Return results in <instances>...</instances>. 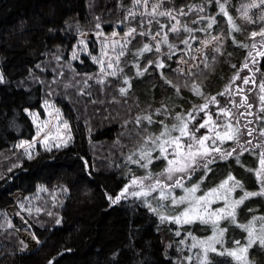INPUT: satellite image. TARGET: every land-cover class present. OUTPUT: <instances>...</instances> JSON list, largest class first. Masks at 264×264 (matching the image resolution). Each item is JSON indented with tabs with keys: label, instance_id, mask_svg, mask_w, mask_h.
Instances as JSON below:
<instances>
[{
	"label": "trees",
	"instance_id": "obj_1",
	"mask_svg": "<svg viewBox=\"0 0 264 264\" xmlns=\"http://www.w3.org/2000/svg\"><path fill=\"white\" fill-rule=\"evenodd\" d=\"M239 1L161 0V8L184 13L180 14V31L172 34L168 32L167 18L127 16L133 0H0V72L4 77L0 82V246L17 247L21 243L13 226L17 223L15 218L6 214L14 203V194L21 195L28 217L38 225L49 227L56 223L58 233L78 225L67 240L55 238L44 257H21L12 264H185L171 227L160 220L152 206H144L136 199L112 204L109 198L114 199L131 178L163 170L164 163L159 159L154 170H150L149 164L145 168L132 160L139 159L136 154L145 148L147 137L154 138L165 126L170 129L182 125L181 118L198 102L194 90L205 97H222L220 92L248 58L246 69L254 68V72L264 77V39L257 37L264 25L240 19L236 12ZM194 4H199L202 10L190 11ZM222 4L224 11H220ZM185 26L190 31H185ZM114 29H135L117 75L86 82L88 86L81 91V85L71 83L82 76L98 78V73L86 58L83 63H70L68 53L77 35L83 31L108 33ZM157 32L167 33L168 43L173 47L161 38L160 50H155L149 37ZM253 32L258 35L253 37ZM217 34L222 41L214 45L213 51L205 53L202 65L187 74L176 68L175 60L189 59L193 44L200 38ZM145 44L151 51H143ZM255 53L258 56L253 57ZM158 59L162 67L158 66ZM250 63H254L253 67ZM249 70L242 72L248 75ZM121 88L126 91L121 93ZM48 96L54 97L69 121L72 140L57 149L37 148L26 157L15 150L18 141L34 136L26 111H40ZM239 100L233 109L230 107V115L239 118L248 129L262 131L264 105L256 107L253 101L245 105ZM146 116L151 117L152 123L144 119ZM247 116L250 124L244 121ZM222 121L229 119L224 117ZM247 149L234 150L230 156L206 158L207 162L202 159L187 183L208 174L216 175L212 178L215 185L239 181L243 187L233 188L235 202L245 192L258 191L256 173L261 154L256 148ZM60 168L73 169L93 192L92 201L64 214L58 211L67 196V187L62 184L51 189L45 187ZM229 176L235 180L229 181ZM42 205L45 210L55 209L56 215L39 213L35 207L41 209ZM260 217H264V195L251 196L237 205L232 222L229 225L221 222L211 232L218 242L214 245L216 251L207 253L204 264H243L228 253L236 251L240 255L239 249L248 244L246 228L262 234L264 220ZM189 224L196 231L202 223ZM202 229L205 232L197 235L208 236L209 225ZM220 230H224L222 235ZM244 256L248 264H264V247L253 244Z\"/></svg>",
	"mask_w": 264,
	"mask_h": 264
},
{
	"label": "rangeland",
	"instance_id": "obj_2",
	"mask_svg": "<svg viewBox=\"0 0 264 264\" xmlns=\"http://www.w3.org/2000/svg\"><path fill=\"white\" fill-rule=\"evenodd\" d=\"M160 2L161 0H147V4H145L144 0H140V3H136V0H133L131 8L127 11L126 15L128 16L130 13H132L135 16H143L149 20L152 18H167L169 22V29L173 25L179 28V23H177V21L180 20L179 13H175L170 9L159 7L157 12H171L172 15L160 16L158 14H151L152 6L154 4H160ZM253 4L258 6L251 7ZM200 8L201 7L199 4H194L191 6V10ZM224 10L225 8L223 5V11ZM220 11H222L221 7ZM236 12L240 19L247 20L249 23H261L264 25V19H261L264 17V3H261V0H241L236 5ZM172 17H175V19ZM169 29L168 32L172 34L178 33L171 32ZM129 33L130 31L128 30L120 31L116 29L108 33L103 31H83L79 33L76 37V42L73 48L68 53L69 61L70 63H83L84 58L88 59L97 69L96 72L98 73V78H95L94 75L82 76L83 78L81 77L82 79H78V82L71 84L81 85L80 89L82 91L88 86L86 85V82L90 84L91 82H95V80H100L99 78L102 77H115L117 75L119 62L126 52L128 41L134 36L133 32L131 35H128ZM257 37H259V40L261 41L264 39V36L261 35H258ZM161 38L164 40V35L156 36V33L149 37V39L154 41L155 50H157V48L160 50ZM221 41L222 38L218 34L207 35L200 38L196 44H193L189 59L180 57L175 60V63L177 64L176 68L179 69L181 73L187 74L192 69L199 67L204 62L205 53L208 51H213L214 45L221 43ZM121 52H123V55H121ZM256 56L258 55L255 53L253 57ZM249 61V58L248 61L245 60L246 65H244V67L232 77L227 87L222 89L220 92L222 97L219 96L218 98H215V96L211 95L205 97L203 94L198 95V90H194L193 92L198 97V102L193 105V108L189 110L188 113H186L184 118H181V124L186 122L188 131L195 132L196 137L199 138L205 135L211 137L210 140L205 142V147L209 148L210 150L214 148L219 149L220 151H210L208 156H197L195 163L185 160L182 157H178L177 159L179 160V163L176 165L177 167L184 164H190V167H188L184 172L173 173L172 179L169 180L168 174L165 171V169L169 166L167 159L160 156L159 149L149 141L145 145V148L139 150L136 155H140V151H151V156L153 159L152 163L149 164L152 166L150 170H154L156 168L158 160L156 157H160L159 160L163 161V170L156 174L147 173L142 176L131 178H142L143 183H137L133 185L131 183L132 180H130L126 185L128 186L127 192H125V194L120 199H136L144 206H152L151 208L156 210L160 220L171 227L174 238H176L178 241L179 251L181 252L180 256L185 257V264H204L207 260V256H205L204 253V248L207 247L208 244H211L214 247V245L218 242V237L215 238L213 234L210 235L211 232L214 233L213 230L219 228L218 225L221 222H225L229 225L233 219H220L218 225L215 227L211 221L208 223H203L197 219L195 222L202 224L199 225L200 228H197L196 231H194L188 227V225H190L189 223H177L173 218L181 217L182 213H184L185 210L189 208L198 209L199 213L202 214L205 219H208L209 214L213 212L219 214L220 209H224L226 213L232 210L233 206L235 208L237 207L233 196V184H229L227 186L222 184L224 187H221L219 183L215 185L212 178L216 175L213 174H208L200 180L192 179V181L187 183V180L194 174L193 170L195 168L197 169V167H200L198 164L201 163L202 159H204L203 162H207L206 158H216L226 155L227 153L233 154V152L241 149L248 150V146L249 149L256 148L257 151H260V154L264 153V134H262L264 133V129L262 131L250 130L244 126V123L241 122L239 118L236 116L233 117V114L230 115L229 113L230 107L233 109L237 99H240V103L242 101V104L245 105L251 104V101H253L252 103L256 107H262L264 105V100L261 99V97H264V88H262V85H264V77L260 74H257L258 72H254V68L246 69V67H248L247 64ZM157 63L158 65H161L162 61L158 59ZM253 64H251L252 67ZM109 65H111V67H109ZM242 70H249V72H247L248 75H246L245 72L243 73ZM112 73L115 74L113 75ZM72 77L75 78V75H72ZM245 79L248 80V83H245ZM55 93L57 92H54V94ZM50 97L48 96V98L42 102L40 111H26L34 127V136L29 140L18 141L15 147L16 151H20L26 157L32 155L37 148L46 150L57 149L64 147L65 144L68 145L72 140L73 135L69 121L64 116V113L59 107L58 103L53 99L54 97ZM213 98H215V100H213ZM205 104H207V108H203ZM247 107L250 109L249 106ZM221 109H223L224 112H221ZM227 113H229L228 116ZM190 114L192 117H194V119H190ZM209 116L211 117V121L208 123V127L196 131L201 123L208 121ZM243 116H246L245 113ZM224 117H227L229 121L223 122L222 120ZM249 118L250 116L245 118L244 121L247 122L246 124H250L251 121ZM229 125L231 126L230 128L228 127ZM179 127H177L176 130H172V128L169 129L171 130V137L180 135L178 130ZM209 129L213 130L209 131ZM235 129H238L239 132L235 134V138L232 140H221L216 136L217 132L223 136L226 131L232 132ZM244 131H247L246 135ZM249 132H251V135L248 134ZM159 135L160 133L157 134V136ZM161 139L168 140L169 136H164ZM213 140H215L214 144ZM182 143L185 145L188 143L195 144V141L189 140L188 137H183ZM165 147L168 148V159H173L171 153L175 151V149L169 148L168 145H165ZM184 151L186 152L187 149L185 148ZM260 168L261 165L259 162V170ZM197 171L198 170H195V172ZM262 179H264V175L256 178L258 187V191L256 192L261 191ZM157 180H160V185L156 184ZM176 180H180L182 186H176ZM57 184L66 186L68 190L67 196L63 201L64 203L60 211H58V214H64L66 211L88 203L93 199V192L90 191V189L83 183V181L71 168L57 169L55 173L47 180L45 187L47 189H51ZM165 185H172V187H165ZM194 186L196 187V191H189ZM124 189L119 192L117 196L121 195ZM228 189L232 190L228 191ZM161 191L164 193L163 198L161 197ZM251 192H255V190ZM133 193H147V195L137 196L133 195ZM181 197L185 198L183 203H174V201H179ZM201 197H203L204 201L207 202L206 204L204 201H200ZM12 198L14 203L6 210V214L9 216V218H15L17 223L13 226L15 232L19 236L21 243L20 245H17V247L15 245L0 246V264H12L21 257H29L32 259L42 258L50 251L51 244L54 243L55 238H58L59 241L63 242L72 236L78 229L77 225L72 230L65 231L64 233H58L56 223L49 227L38 225L32 222L28 217V213H26V205L22 204L23 199L21 195L14 194ZM36 202H32V205L37 204ZM43 206L44 205H42L41 209L38 207H35V209L38 210L39 213L48 212L52 215H56L55 209L47 208V210H45ZM161 217H165V219L162 220ZM212 219H215V217ZM203 224L209 225V237L207 235L205 237L202 235H197V233L202 234L205 232V230L203 231L202 229L204 226ZM182 226H186V229L182 230ZM206 237L207 239H204Z\"/></svg>",
	"mask_w": 264,
	"mask_h": 264
},
{
	"label": "snow or ice",
	"instance_id": "obj_3",
	"mask_svg": "<svg viewBox=\"0 0 264 264\" xmlns=\"http://www.w3.org/2000/svg\"><path fill=\"white\" fill-rule=\"evenodd\" d=\"M136 3H140V0H136ZM144 3L147 4V0H144ZM261 3H264V0H261ZM258 5H251V7H257ZM160 7V4H154L152 6V15H160V16H171V12H157V9ZM191 11V9H189ZM202 10V9H201ZM221 10L223 11V5H221ZM181 15H183L184 13L181 12ZM130 15H134L132 13H130ZM225 15H227V13L225 12ZM246 16V13H245ZM173 19H175V17H172ZM231 17H229V22H231ZM261 19H264V17H262ZM214 22V21H213ZM149 23H151V21H149ZM177 23H179V21H177ZM97 27H99V25H97ZM164 26L161 25V28H163ZM185 31H190L189 29L186 28L185 26ZM169 31L171 32H179L180 28L176 27L175 25H173ZM132 32H135V29H132L130 31V33L128 35H131ZM140 35H145V33H140ZM160 33L157 32L156 36H159ZM256 35H258V33L253 32L252 36L255 37ZM259 35L264 36V29H261ZM155 39V37H154ZM164 43H168L167 40V33H164ZM182 43H187V41H182ZM169 47H173L171 44H169ZM255 47V46H253ZM143 51H151V48L149 47V45L145 44L143 47ZM157 51H159V48H157ZM217 51H219V49H217ZM121 55H123V52H121ZM161 66L162 65H158ZM109 67H111V65H109ZM113 75L115 73H112ZM4 79V77L2 75H0V82H2ZM125 83H127V81H125ZM170 83V82H169ZM245 83H248V80L245 79ZM262 88H264V85H262ZM121 93H124L126 91V89L121 88L120 89ZM198 95H200L201 93L197 92ZM262 100H264V97H261ZM213 100H215V98H213ZM249 107H251V105H249ZM203 108H207V104H205L203 106ZM221 112H224L223 109H221ZM144 119H146L149 123H152L151 117H144ZM179 119V118H178ZM190 119H194V117L191 116L190 114ZM211 121V117L209 116L208 121H205V123H201L199 125V128L196 129V131H199V129L202 128H207L208 127V123ZM137 123H139V118H137ZM229 128L231 127L230 125L228 126ZM177 126L173 125L172 130H176ZM179 136L176 137H171L170 132L171 130H169L167 128V126L164 127V131H162L160 133L159 136L155 137L154 139L152 137H147L145 139V144H147L149 141L151 142V144L155 145L160 152V156H162L163 158L167 159L168 162V167L165 169V171L168 174V179H172V175L173 173L176 172H184L187 170L188 167H190V164H184L182 166L177 167L176 165L179 163V160L177 159L178 157H182L185 160L191 161L192 163H195L196 161V157L197 156H208L210 154V151H217L219 152V149H209L207 147H205V142L210 140L211 137L210 136H202V137H196L195 132H189L188 131V126L187 123H183L180 127H179ZM213 129H209V131H212ZM239 130L235 129L232 132H225L223 136H221V134L219 132L216 133V136L218 138H220L221 140L223 139H227V140H232L235 138V134L238 133ZM249 135H251V132L248 133ZM264 134V133H262ZM164 136H169L168 140H162L161 138ZM183 137H188L189 140L191 141H195V144L193 143H188V144H183L182 143V138ZM159 142V143H158ZM215 143V140H213V144ZM250 143V142H249ZM165 145H168L169 148H173L175 149V151H173L171 153V155L173 156V159H168V148L165 147ZM66 146V144L64 145ZM187 149V151L185 152L184 149ZM50 150V149H48ZM226 155L230 156L232 155V153H227ZM31 158V157H29ZM157 159H159L160 157H156ZM152 156H151V151H140V156L138 160H132V157H129V160H132L133 163H137L140 164L141 167H147L148 164L152 163ZM147 160V164L145 163H141V161ZM260 165L261 168L260 170L256 173V175L262 176L264 175V153L261 154V159H260ZM206 166V165H205ZM229 181H234L235 178L232 176L228 177ZM131 183L137 184V183H143V179L142 178H137V179H133L131 181ZM160 180L156 181L157 185H160ZM228 181H225L224 184H227ZM176 186H182L180 183V180H176ZM165 187H172V185H165ZM221 187H224V185H221ZM235 187H240L242 188L243 185L240 184L239 181H235V183L233 184V188ZM127 188L128 186H125L124 191L121 193V195L117 196L115 199L109 198L111 200L112 204H116L120 201L121 197L125 194V192H127ZM232 189H228V191H231ZM189 191L191 192H195L196 191V187L194 186L192 189H190ZM215 191V190H213ZM133 195H147V193H133ZM257 195H264V179L261 180V191L260 192H245L244 196H242L239 200H237L235 202L236 205L242 204L244 202L245 199L251 197V196H257ZM161 197H164V193L163 191H161ZM184 197H181L179 201H174V203H183L184 202ZM226 199V197H225ZM200 201H204V198L201 197ZM204 203L206 204L207 202L204 201ZM153 211H156L155 209H152ZM206 210V209H205ZM235 216V207L233 206L232 210L228 211L225 213L224 209H220L219 210V214L216 212H213L211 214H209V218L205 219V217L199 213L198 209L195 208H189L187 210H185L184 213H182L181 217H175L173 219H175V221L177 223H193L195 222V220L199 219L201 222L203 223H208L209 221H211L213 223V226L215 227L216 225H218L219 220L220 219H228V218H232L234 219ZM213 217H215V219H212ZM161 219H165V217H161ZM256 218H254L255 220ZM259 219L264 220V217H260ZM57 223H60V221L58 220ZM246 230L248 231V244L242 248L239 249L240 255H237L236 251H230L228 253V255L234 256L236 257V259L238 261H243V264H248L247 260L245 259L244 254L247 253L248 248L252 247L253 244L258 243L260 246L264 247V225H261V233L260 235H257L256 232L252 229V228H246ZM224 230H220V234H223ZM179 234V233H177ZM237 244L239 245V242L237 241ZM209 251L215 252L216 249L211 245L208 244L207 247L204 248V253L205 256L207 255V253ZM223 254V253H221Z\"/></svg>",
	"mask_w": 264,
	"mask_h": 264
}]
</instances>
